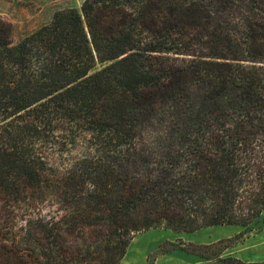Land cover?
<instances>
[{"label": "trees", "instance_id": "16d2710c", "mask_svg": "<svg viewBox=\"0 0 264 264\" xmlns=\"http://www.w3.org/2000/svg\"><path fill=\"white\" fill-rule=\"evenodd\" d=\"M0 185L19 264H120L141 231L262 218L264 0H84L17 45L0 20ZM223 244L218 264H264L203 248Z\"/></svg>", "mask_w": 264, "mask_h": 264}, {"label": "rangeland", "instance_id": "374dc122", "mask_svg": "<svg viewBox=\"0 0 264 264\" xmlns=\"http://www.w3.org/2000/svg\"><path fill=\"white\" fill-rule=\"evenodd\" d=\"M83 2L84 0H0V20L11 26L12 42L17 45L30 34L49 25L57 13L80 10ZM21 205L23 204L15 196L9 195L0 185V219L8 224L14 221L12 230L17 235H24L22 229L26 223L20 217L12 218L17 212L12 216L9 214L17 211ZM37 207L43 216L55 212V207L46 202ZM204 231L199 242L196 235L166 228L141 231L133 237L120 264H218L216 260L225 244L210 250L203 246L225 239H233L235 244L224 251L221 258L233 257L246 263L264 262V216L248 227L219 226ZM25 246L23 242L21 247ZM17 247L20 246L11 244L9 239L0 238V264H19V261L14 263L9 257V252L11 255L12 250L16 251ZM28 247L35 248L33 245ZM35 254L39 255V252ZM36 257L39 261L32 259V264H46L41 257Z\"/></svg>", "mask_w": 264, "mask_h": 264}, {"label": "crops", "instance_id": "0c3cea01", "mask_svg": "<svg viewBox=\"0 0 264 264\" xmlns=\"http://www.w3.org/2000/svg\"><path fill=\"white\" fill-rule=\"evenodd\" d=\"M213 228H215V227H210V228H203V229H201V230H198V231H196V232H193V233H189V234H191V235H196V236H198V239H197V241L199 242V241H201V236L204 234V230H212ZM203 232V233H202ZM205 242V241H204Z\"/></svg>", "mask_w": 264, "mask_h": 264}]
</instances>
